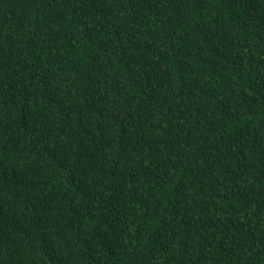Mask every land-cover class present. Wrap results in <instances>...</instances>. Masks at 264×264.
Segmentation results:
<instances>
[{"label":"trees","instance_id":"obj_1","mask_svg":"<svg viewBox=\"0 0 264 264\" xmlns=\"http://www.w3.org/2000/svg\"><path fill=\"white\" fill-rule=\"evenodd\" d=\"M0 264H264V0H0Z\"/></svg>","mask_w":264,"mask_h":264}]
</instances>
